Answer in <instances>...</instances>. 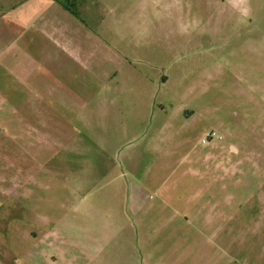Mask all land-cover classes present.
I'll return each instance as SVG.
<instances>
[{"label":"rangeland","instance_id":"obj_1","mask_svg":"<svg viewBox=\"0 0 264 264\" xmlns=\"http://www.w3.org/2000/svg\"><path fill=\"white\" fill-rule=\"evenodd\" d=\"M88 1L92 101L124 128L30 136L0 89V264H91V207L135 227L133 264H264V0Z\"/></svg>","mask_w":264,"mask_h":264},{"label":"crops","instance_id":"obj_2","mask_svg":"<svg viewBox=\"0 0 264 264\" xmlns=\"http://www.w3.org/2000/svg\"><path fill=\"white\" fill-rule=\"evenodd\" d=\"M91 57L88 0H0V89H8L9 103L21 97L30 136L47 138L52 130L61 137L78 134L83 121L91 136L109 137L124 128L118 119L112 128L105 112L109 103L99 110L92 101ZM101 183L91 177V196L106 195L97 191ZM146 195L140 186L129 192L132 209L139 211ZM110 222L91 207V264L137 262L135 227L126 220Z\"/></svg>","mask_w":264,"mask_h":264},{"label":"built area","instance_id":"obj_3","mask_svg":"<svg viewBox=\"0 0 264 264\" xmlns=\"http://www.w3.org/2000/svg\"><path fill=\"white\" fill-rule=\"evenodd\" d=\"M219 139L220 140L222 139L221 135L217 134V132H215V131H210V132H207L203 136L202 143L203 144H209L213 141H218Z\"/></svg>","mask_w":264,"mask_h":264}]
</instances>
